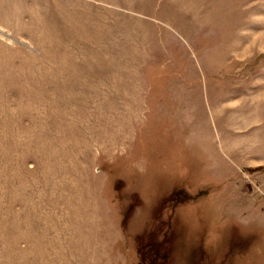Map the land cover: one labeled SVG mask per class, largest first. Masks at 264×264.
Masks as SVG:
<instances>
[{
	"label": "rangeland",
	"instance_id": "rangeland-1",
	"mask_svg": "<svg viewBox=\"0 0 264 264\" xmlns=\"http://www.w3.org/2000/svg\"><path fill=\"white\" fill-rule=\"evenodd\" d=\"M264 0H0V264H264Z\"/></svg>",
	"mask_w": 264,
	"mask_h": 264
},
{
	"label": "crops",
	"instance_id": "crops-1",
	"mask_svg": "<svg viewBox=\"0 0 264 264\" xmlns=\"http://www.w3.org/2000/svg\"><path fill=\"white\" fill-rule=\"evenodd\" d=\"M251 158H253L254 160H255V159H262V157H260V158L251 157ZM261 161L264 162V159H262Z\"/></svg>",
	"mask_w": 264,
	"mask_h": 264
}]
</instances>
